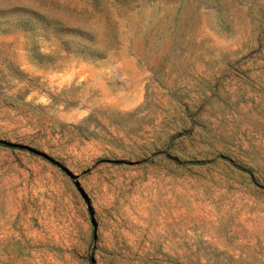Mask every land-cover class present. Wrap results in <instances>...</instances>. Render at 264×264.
I'll return each instance as SVG.
<instances>
[{"label": "rangeland", "instance_id": "374dc122", "mask_svg": "<svg viewBox=\"0 0 264 264\" xmlns=\"http://www.w3.org/2000/svg\"><path fill=\"white\" fill-rule=\"evenodd\" d=\"M0 140V264H264V0H0Z\"/></svg>", "mask_w": 264, "mask_h": 264}, {"label": "trees", "instance_id": "16d2710c", "mask_svg": "<svg viewBox=\"0 0 264 264\" xmlns=\"http://www.w3.org/2000/svg\"><path fill=\"white\" fill-rule=\"evenodd\" d=\"M24 23H29V20L27 18L26 19H17L14 21L13 24L15 25V27L16 26L20 27V26H23ZM0 146L7 147V148H21V149L25 148L24 146H21V145L12 143V142H8V141H2V140H0ZM193 163L201 164L203 162L199 161V160H194Z\"/></svg>", "mask_w": 264, "mask_h": 264}]
</instances>
